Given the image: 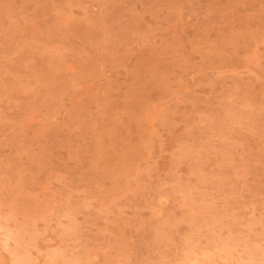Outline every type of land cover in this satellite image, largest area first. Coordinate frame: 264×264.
<instances>
[{
  "label": "rangeland",
  "instance_id": "374dc122",
  "mask_svg": "<svg viewBox=\"0 0 264 264\" xmlns=\"http://www.w3.org/2000/svg\"><path fill=\"white\" fill-rule=\"evenodd\" d=\"M0 264H264V0H0Z\"/></svg>",
  "mask_w": 264,
  "mask_h": 264
}]
</instances>
